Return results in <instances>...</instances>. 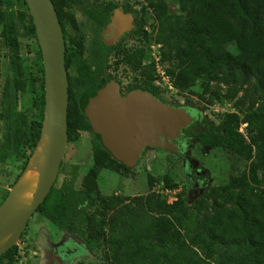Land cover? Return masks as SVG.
<instances>
[{"label":"trees","instance_id":"16d2710c","mask_svg":"<svg viewBox=\"0 0 264 264\" xmlns=\"http://www.w3.org/2000/svg\"><path fill=\"white\" fill-rule=\"evenodd\" d=\"M21 1L28 10L25 1ZM150 1L157 20L154 41L165 49L161 52V61L174 86L181 91L190 90L196 80L202 78L206 81L204 91L210 83H216L213 93L220 94V86H224L223 95L239 107L238 111L227 113L218 125H206L198 132L200 143L229 148L249 161L247 170L236 181L212 188L211 209L202 215L199 210L204 206V197L192 204L180 195L167 202L152 191L132 197L135 203L132 206L111 195L100 197L98 208L102 225L99 230L87 208L80 207L84 201L96 202L90 191L82 192L78 201L76 191L52 200L53 186L37 210L60 230L80 237L91 253L103 248L110 264H264V192L258 191V187H264V0H176L178 11H171L165 0ZM52 2L63 29L56 3ZM114 7L116 5H109L106 14ZM13 16V11L4 13L2 33L5 45L16 50ZM29 20L35 33L31 16ZM136 31L146 35L143 23L137 24ZM64 39L66 41L65 34ZM107 49L101 44L99 55ZM146 49L140 48L124 58H135L138 63L148 61ZM70 58L76 62L78 77L74 85L68 86L67 134L72 127L92 129L89 120L76 108L73 88L88 90L84 96L85 107L96 89L106 82L97 81L101 59L97 69H91L72 47L65 45V66ZM145 64L143 72L148 76L145 89L157 96V88L152 85L154 64ZM41 74L39 111L42 120V65ZM134 88L136 86H131ZM18 89L15 79L7 80L5 94L9 97V111L3 139L11 148L24 136L25 114L15 109L14 93ZM244 105H247L245 110ZM241 122L246 123L249 130L248 142L238 131ZM40 129L41 121L28 158ZM95 135L98 140L92 146L93 175L97 176L102 169H128L113 158ZM3 159L4 152L0 149V162ZM95 188L98 195L97 185ZM6 195L7 192L2 201ZM16 252L17 245H13L0 259L6 258V264H13Z\"/></svg>","mask_w":264,"mask_h":264},{"label":"rangeland","instance_id":"374dc122","mask_svg":"<svg viewBox=\"0 0 264 264\" xmlns=\"http://www.w3.org/2000/svg\"><path fill=\"white\" fill-rule=\"evenodd\" d=\"M54 1L65 31V45L72 47L91 69H97L99 59L102 60L98 69V82L115 81L122 95H126L131 90V86L145 88V83L148 81V76L143 72L146 62L138 63L135 58L125 60L124 57L140 48L151 51V45L156 43L154 37L157 20L152 12L150 0ZM165 1L171 11H178L176 0ZM106 4L116 5V9L130 14L132 25L118 37L116 45L99 55L98 50L102 44L100 31L107 20L106 18L101 20L99 15ZM11 11L14 12L13 19L16 23V32L13 34L18 42L16 50H11L5 45L2 33L3 15ZM29 16L21 0H0V141L7 123L6 118H2V115L6 114L1 113L2 93L6 80L13 78L19 83V89L14 93L15 109L25 113L24 136L21 143L16 145L15 150H9L5 145L1 147L4 159L0 162V202L23 168L40 122L38 101L42 83V60L36 34L30 27ZM139 23H143L146 35L136 31ZM159 51L160 53L165 51L164 47L159 48ZM66 70L69 85H74L78 77L75 60L72 58L68 60ZM205 82L204 79L199 78L190 90L184 91L176 88L172 80L169 83L162 82L156 87L158 92L156 97L174 107L196 108L198 119L193 123L192 129L209 124L218 125L227 113L238 111L239 107L234 106V102L223 95L224 86H220V94H214L213 90L217 84L210 83L204 91ZM170 86L173 87L169 88ZM73 89L76 108L87 118L83 102L88 90H79L75 87ZM246 106L242 107L243 110ZM243 114L244 112L240 114L241 117ZM238 131L248 142L249 130L246 123L241 122ZM67 135L64 157L53 184L52 200L61 195H71L72 191H76L79 192L75 197L78 201L82 192L90 191L96 202L84 201L80 207L87 208L94 225L99 230L102 225L99 213L101 209L98 208L100 197L115 195L123 203L132 206L135 205L131 201L132 197L146 195L152 191L164 197L167 202L174 201L179 195L183 196L188 204L204 197V206L199 210V214L202 215L211 209V189L236 181L242 172L247 170L249 163L229 148L203 146L195 136L190 135L182 142L179 149L146 148L136 163L128 169H102L97 176H94L92 146L98 140L95 133L92 129L82 130L72 127ZM193 181L200 182V185L198 187L193 185ZM95 185L99 189V196L95 192ZM194 190L198 191L193 193ZM258 191L263 193L264 187H258ZM86 234L90 235L87 231ZM61 235L63 236L62 231L36 210L16 244L17 252L13 264H39L40 237L45 236L53 243ZM76 261H80L81 264H110L104 256L103 248L96 253L87 252L79 255ZM6 263V258L0 259V264Z\"/></svg>","mask_w":264,"mask_h":264},{"label":"water","instance_id":"95a60500","mask_svg":"<svg viewBox=\"0 0 264 264\" xmlns=\"http://www.w3.org/2000/svg\"><path fill=\"white\" fill-rule=\"evenodd\" d=\"M40 49L44 78V109L39 137L26 165L0 203V255L18 240L29 219L53 186L67 145L68 74L65 39L52 0H24ZM118 14V15H117ZM127 15L128 25L118 20ZM119 9L102 31L106 45L115 42L132 24ZM91 128L114 159L133 166L146 147L175 149L195 117L181 107L162 102L151 93L134 89L122 95L109 80L85 106Z\"/></svg>","mask_w":264,"mask_h":264},{"label":"flooded vegetation","instance_id":"af4514ba","mask_svg":"<svg viewBox=\"0 0 264 264\" xmlns=\"http://www.w3.org/2000/svg\"><path fill=\"white\" fill-rule=\"evenodd\" d=\"M108 6H109V4H106L104 6V8L101 9V11H100L99 18L101 20H103L105 18L107 19L106 22L103 24V28L100 31L101 33H102L103 29L105 28V26L111 21V18L114 15V11L116 9V7H114L111 10L108 11L109 12L108 14H106L105 11L108 8ZM2 25H3V23H2ZM62 30H64V29H62ZM2 31H3V29H2ZM64 32L65 31H63V33ZM101 33H100V40H101L102 44H104L106 47L109 48V47L114 46V45H116L118 43V37H117L115 39L114 43H112L110 45H106ZM40 56H41V54H40ZM6 84H7V80L5 81V84H4V87H3V93H2L3 105H2L1 113L4 112L6 114L5 117H3V115H2V118H6V122H8V117L7 116H8V111H9V97L5 94V92H6L5 91ZM134 89H140V90H144V91H147V92L151 93L150 91L146 90L145 88L136 87ZM134 89H131V90H134ZM40 95H41V90H40ZM40 95H39V101H38L39 110H40ZM158 99H160V98H158ZM5 103H6V105H4ZM181 108H184V109H186V111L190 112V114L192 116H194L195 119L185 129H183L181 131V136L180 137H176V138H174L172 140V143L174 144L175 149H177V148L179 149L181 147V145H182V142H184L190 135L191 136H195L198 139V141H199L197 133L200 132V131H203L204 127L206 126V125H204L202 127H199L198 129H192V125H194L193 123H195V121L198 119L197 114H196L197 113V109L192 107V106H186V107H181ZM39 117H40V111H39ZM40 121H41V124H42V120L41 119H40ZM6 126H7V123H6ZM1 141H2V144L0 145V149H1L2 145H5L9 150H15L16 149V145L15 144H13V145H15V147H13V148L10 147L9 143L4 144L3 137L1 139ZM20 143H21V140H20ZM199 143H200V141H199ZM146 148H152V147H146ZM193 185H197V187H198L200 185V182L193 181ZM198 190H200V189H198ZM198 190H194L193 193H196V191H198ZM61 231L63 233V236L62 235L59 236L58 240L53 242V243L49 242L46 239L45 236L40 237V239L38 240L39 243H40L39 250H40V254H41L40 263L39 264H79L80 261H76V258L79 255H83V254H85L87 252L90 253V251L88 250L86 244L84 243V241L80 237H78L77 235L68 233L66 231H63V230H61Z\"/></svg>","mask_w":264,"mask_h":264},{"label":"built area","instance_id":"2783aa9c","mask_svg":"<svg viewBox=\"0 0 264 264\" xmlns=\"http://www.w3.org/2000/svg\"><path fill=\"white\" fill-rule=\"evenodd\" d=\"M159 48H161V44L159 43H155L151 45L152 50L148 51L149 59L148 61H145L147 63L153 62L154 64V80L152 84L155 87L159 86L162 82L163 83L171 82L170 75L166 72L165 66L161 61V53L159 51ZM172 87L173 86H170L169 88H172Z\"/></svg>","mask_w":264,"mask_h":264},{"label":"bare ground","instance_id":"6f19581e","mask_svg":"<svg viewBox=\"0 0 264 264\" xmlns=\"http://www.w3.org/2000/svg\"><path fill=\"white\" fill-rule=\"evenodd\" d=\"M127 15L125 16H121L120 18H118V20L123 24V26L128 25V22L126 21L127 19Z\"/></svg>","mask_w":264,"mask_h":264}]
</instances>
